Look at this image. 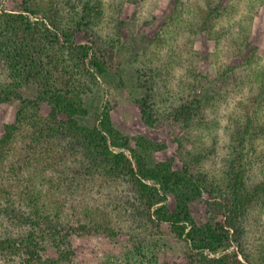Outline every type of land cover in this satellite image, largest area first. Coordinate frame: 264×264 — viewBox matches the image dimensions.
I'll list each match as a JSON object with an SVG mask.
<instances>
[{
  "label": "trees",
  "instance_id": "trees-1",
  "mask_svg": "<svg viewBox=\"0 0 264 264\" xmlns=\"http://www.w3.org/2000/svg\"><path fill=\"white\" fill-rule=\"evenodd\" d=\"M9 1L29 17L0 12V112L6 104L21 103L13 124L0 121V259L62 264L72 261L73 253L54 257L48 253L51 243L60 249L73 236L114 235L98 219L97 209L68 205L63 198L81 188L76 178L66 188L68 178L62 175L70 176L68 168L43 183L55 166V148L65 141L78 147L87 162L75 175L129 184L147 221L157 229L169 227L185 243L184 264H243L239 225L264 211V181H252L253 167L264 159L263 149L258 154L264 145V64L255 67L258 49L250 33L264 0H175L163 24L165 35L156 41L158 54L146 56L147 70L137 80L145 88L137 102L141 117L151 127L164 118L184 131L178 141L180 168L176 159L155 160L165 145L118 130L109 108L100 114L87 108L92 80L110 78L118 69L113 50L99 52L79 42L106 19V0H77L70 18L63 14V0ZM178 35L184 38L183 48L175 43ZM201 35L216 42V59L223 54L229 59L228 64L215 60L214 80L201 76V56L193 52ZM176 65L184 72L171 88ZM142 78H148V85L141 84ZM161 78L163 84H157ZM231 79L235 89L228 88ZM29 84L37 88L32 100L22 94ZM213 88L220 97L211 95ZM223 89L225 98L239 94V105L256 110H244L232 121L230 156L225 165L211 168L207 164L220 140L217 124L209 123L206 114L220 106ZM185 90L190 94L176 103ZM184 141L190 149H184ZM7 173L15 179L8 180ZM197 202L214 218L199 223Z\"/></svg>",
  "mask_w": 264,
  "mask_h": 264
},
{
  "label": "rangeland",
  "instance_id": "rangeland-1",
  "mask_svg": "<svg viewBox=\"0 0 264 264\" xmlns=\"http://www.w3.org/2000/svg\"><path fill=\"white\" fill-rule=\"evenodd\" d=\"M109 7L106 9V19L97 26H93L91 37H83L79 42L94 47L97 51L113 50L115 52V64L118 68L110 78H97L93 81V87L86 96L88 110L94 114H100L105 108H109L116 128L130 136H143L155 143L165 145L163 151L156 152V161H169L176 159L175 164L180 168V147L179 140H183V132L180 127L160 118L152 127L147 125L141 117L138 101L144 98L145 88L138 84V78L144 76L147 70L148 56L151 52L158 54L156 41L163 38L164 26L168 16L172 11L175 0H137L128 2L125 0H106ZM78 5L77 0H63V14L66 18L72 15V8ZM80 9V7H77ZM16 10V11H15ZM22 13L29 17L28 13L21 12L15 8L9 0H0V12ZM32 19L33 16H30ZM69 23V21H66ZM70 24V23H69ZM250 33L253 46L257 50L256 65L264 64V6L255 13L250 24ZM184 38L178 35L175 43L183 48ZM156 43V44H155ZM191 44V43H190ZM189 44V45H190ZM251 46V49L253 48ZM176 48V44L174 49ZM193 52L200 53L199 71L201 76L214 80L217 64H228L224 54L215 58L217 52L216 42L203 35L196 37L193 42ZM190 47L183 49L189 51ZM169 51L168 48H166ZM178 50V49H177ZM176 50V51H177ZM176 53V52H175ZM162 57V56H161ZM226 58V59H225ZM239 61L232 59L230 63L237 65ZM160 64V63H158ZM196 64V63H195ZM194 67V65H193ZM175 87L179 84V76L183 69L179 65L175 66ZM3 77V76H2ZM87 79V78H86ZM85 79V80H86ZM143 79V78H142ZM148 78L143 79L141 84H147ZM150 82V81H149ZM148 82V83H149ZM163 84L157 81V84ZM144 85V86H145ZM228 88L235 89V81L231 79ZM178 90V89H177ZM218 88H213L211 95L218 92ZM226 90H222L223 99L219 107L207 111V121L214 122L219 136L217 152L211 156L207 164L211 168H219L225 165V159L230 156L227 147L230 144L228 127H232V121L244 115L245 111H255L256 107L245 108L238 104L242 97L235 93V98L230 94L224 97ZM37 88L34 84L24 86L22 94L27 100L35 98ZM176 97V103L190 93L185 90ZM216 97H220L215 94ZM243 108V109H242ZM21 109V103L14 101L3 106L0 112L2 124H13L16 114ZM246 111V112H247ZM43 113L44 110H43ZM184 149H190L188 142H183ZM52 156L51 161L54 167L47 178L43 180L45 185L51 177L63 174V170L68 168L70 176L62 175L66 179V188L70 186L69 181L76 178L81 184L78 190L64 193L63 198L68 205L83 204L97 209L98 219L101 218L103 225L111 228L114 235L108 236L106 233L95 234L90 238H70V245L60 246L58 243H51L48 253L56 257L62 252L73 253L72 261L62 262V264H184V253L186 245L182 240L177 239L171 234L169 227L163 226L157 229L152 223L147 221L144 216L143 206L135 200L134 190L125 182L95 181L84 177L76 176L75 171L81 170L86 160L77 151L79 148L72 149V145L62 141ZM264 150V145H260L258 154ZM260 155L259 157H261ZM263 158V157H262ZM263 161V162H262ZM258 161V165L253 167L252 181H264V159ZM45 165L46 162L44 163ZM48 166V165H47ZM41 168H43L41 166ZM49 168V167H48ZM26 172V171H24ZM8 180L15 179L13 174L5 175ZM76 176V177H75ZM63 191L68 192L69 189ZM195 217L199 223L207 219H213V214L206 212L201 203L195 204ZM241 234V258L243 264H264V211L260 216H251L247 221L239 225ZM0 264H20L17 259L15 262H6L0 259Z\"/></svg>",
  "mask_w": 264,
  "mask_h": 264
}]
</instances>
